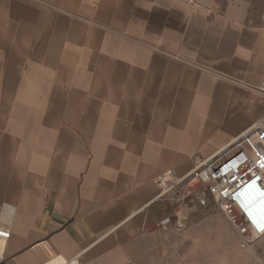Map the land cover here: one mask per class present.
Returning <instances> with one entry per match:
<instances>
[{
	"label": "crops",
	"instance_id": "crops-1",
	"mask_svg": "<svg viewBox=\"0 0 264 264\" xmlns=\"http://www.w3.org/2000/svg\"><path fill=\"white\" fill-rule=\"evenodd\" d=\"M264 0H0L1 264H264L157 176L264 113ZM215 205V208L212 207Z\"/></svg>",
	"mask_w": 264,
	"mask_h": 264
},
{
	"label": "built area",
	"instance_id": "built-area-1",
	"mask_svg": "<svg viewBox=\"0 0 264 264\" xmlns=\"http://www.w3.org/2000/svg\"><path fill=\"white\" fill-rule=\"evenodd\" d=\"M258 92L264 96V79ZM156 184V198L169 199L174 205L159 226L186 229L192 207L208 208L213 202L239 234L243 246L255 243L264 235L258 227L264 224V114L190 171L179 174L170 168L157 176ZM10 236L9 225L0 224V264L4 258L2 244ZM60 264H80V258L75 256Z\"/></svg>",
	"mask_w": 264,
	"mask_h": 264
},
{
	"label": "snow or ice",
	"instance_id": "snow-or-ice-1",
	"mask_svg": "<svg viewBox=\"0 0 264 264\" xmlns=\"http://www.w3.org/2000/svg\"><path fill=\"white\" fill-rule=\"evenodd\" d=\"M261 195H264V193H261ZM258 227H260L261 231H264V224H258Z\"/></svg>",
	"mask_w": 264,
	"mask_h": 264
},
{
	"label": "clouds",
	"instance_id": "clouds-1",
	"mask_svg": "<svg viewBox=\"0 0 264 264\" xmlns=\"http://www.w3.org/2000/svg\"><path fill=\"white\" fill-rule=\"evenodd\" d=\"M250 198H251V196L249 195V196H247L245 199L248 200V199H250Z\"/></svg>",
	"mask_w": 264,
	"mask_h": 264
},
{
	"label": "rangeland",
	"instance_id": "rangeland-1",
	"mask_svg": "<svg viewBox=\"0 0 264 264\" xmlns=\"http://www.w3.org/2000/svg\"><path fill=\"white\" fill-rule=\"evenodd\" d=\"M263 114H264V113H263ZM263 114H262V115H263ZM262 115H261V116H262ZM261 116H260V117H261ZM212 207H214V208H215V205H213Z\"/></svg>",
	"mask_w": 264,
	"mask_h": 264
},
{
	"label": "bare ground",
	"instance_id": "bare-ground-1",
	"mask_svg": "<svg viewBox=\"0 0 264 264\" xmlns=\"http://www.w3.org/2000/svg\"><path fill=\"white\" fill-rule=\"evenodd\" d=\"M3 225H6V224H3ZM0 249H1V243H0Z\"/></svg>",
	"mask_w": 264,
	"mask_h": 264
}]
</instances>
